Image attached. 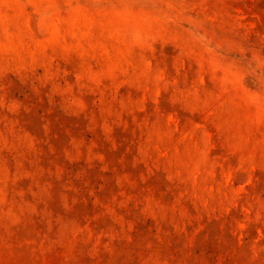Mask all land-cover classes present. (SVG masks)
Masks as SVG:
<instances>
[{"label":"rangeland","instance_id":"rangeland-1","mask_svg":"<svg viewBox=\"0 0 264 264\" xmlns=\"http://www.w3.org/2000/svg\"><path fill=\"white\" fill-rule=\"evenodd\" d=\"M0 264H264V0H0Z\"/></svg>","mask_w":264,"mask_h":264}]
</instances>
